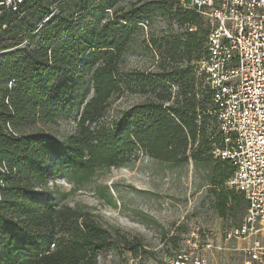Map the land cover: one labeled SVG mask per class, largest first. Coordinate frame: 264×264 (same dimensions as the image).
<instances>
[{
  "label": "trees",
  "instance_id": "1",
  "mask_svg": "<svg viewBox=\"0 0 264 264\" xmlns=\"http://www.w3.org/2000/svg\"><path fill=\"white\" fill-rule=\"evenodd\" d=\"M41 1L23 0L16 11L0 8V264H97L101 251L113 245L107 229L90 214L57 208L34 186L68 173L80 183L98 165L126 163L140 149L176 163L187 160L191 146L194 160L212 163L216 213L224 216L241 202L247 208L243 193L226 185L231 163L211 154V143L221 136L207 112L211 92L197 84L194 67L207 54L208 28L202 38L187 31L183 40H158L169 59L158 64V72L127 79L116 73L129 33L146 8L181 25L196 22V8L184 9L179 0H148L115 10L109 19L107 10L117 0H65L63 10L51 16ZM25 31L28 44L35 37L38 43L11 50ZM88 69L92 74L86 78ZM169 83L176 84L173 100ZM125 85L140 86L145 101L109 120L105 110ZM76 112L75 133L65 142L41 130L25 131L36 117L50 121ZM209 120L216 132L212 139L206 132Z\"/></svg>",
  "mask_w": 264,
  "mask_h": 264
},
{
  "label": "rangeland",
  "instance_id": "2",
  "mask_svg": "<svg viewBox=\"0 0 264 264\" xmlns=\"http://www.w3.org/2000/svg\"><path fill=\"white\" fill-rule=\"evenodd\" d=\"M147 1L117 0L107 10L106 18L114 16L115 10L137 8ZM64 2L42 0L40 5L50 6L51 12L57 13V8L63 10ZM149 11L146 8L141 23L130 31L128 44L118 59L116 73L122 79L158 72V64L163 59L169 61L163 57L162 48L158 47L161 38L167 41L181 37L183 40V34L187 31L195 32L198 38H202L208 28L207 20L198 11L194 12L197 15L196 22L184 25L158 10ZM78 13L74 14V21ZM21 35L22 42L11 50L32 49L38 43V37H35L28 44V31ZM169 65L172 66V63ZM91 74L92 70L88 69L84 76L88 78ZM170 87L173 100L176 84ZM145 95L140 86L130 89L125 85L123 93L112 99L104 116L109 120L116 117L130 105L143 103ZM77 119V112L66 117L57 116L50 121L36 117L25 127V131L41 130L65 142L75 133ZM208 123L206 132L210 139L215 138L212 123L210 120ZM199 137L200 134L197 139ZM214 143L217 144H211ZM190 148L187 160L176 163L158 160L140 149L130 156L136 157L126 163L98 165L80 183L74 182L69 173L54 174L46 185L35 184L34 191L40 193L41 197L44 194L50 196L52 205L55 204L61 210L78 215L90 214L107 229L113 245L101 251L97 264H128L132 257H140L138 264H164L165 257L172 255L178 248H184L185 240L192 238L191 233L194 232L199 238L209 229L240 223L246 208L241 202L238 207L228 209L224 216L216 213L213 206L215 197L210 191L212 163L194 160L190 156ZM208 257L209 264H212V255ZM221 261L224 264H238L227 253L221 255Z\"/></svg>",
  "mask_w": 264,
  "mask_h": 264
},
{
  "label": "built area",
  "instance_id": "3",
  "mask_svg": "<svg viewBox=\"0 0 264 264\" xmlns=\"http://www.w3.org/2000/svg\"><path fill=\"white\" fill-rule=\"evenodd\" d=\"M22 1L0 0V8L16 11ZM179 5L196 8L207 20V54L194 67L196 82L211 92L207 112L221 136L211 154L231 163L226 185L243 193L247 208L240 223L209 229L199 238L191 233L184 248L163 263L209 264L212 255V264H224L221 255L227 253L238 264H264V0H179Z\"/></svg>",
  "mask_w": 264,
  "mask_h": 264
}]
</instances>
